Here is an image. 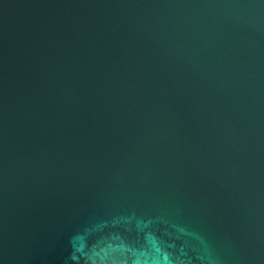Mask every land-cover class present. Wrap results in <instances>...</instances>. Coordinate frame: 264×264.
I'll list each match as a JSON object with an SVG mask.
<instances>
[{"label":"water","instance_id":"95a60500","mask_svg":"<svg viewBox=\"0 0 264 264\" xmlns=\"http://www.w3.org/2000/svg\"><path fill=\"white\" fill-rule=\"evenodd\" d=\"M0 264H264V0H0Z\"/></svg>","mask_w":264,"mask_h":264}]
</instances>
